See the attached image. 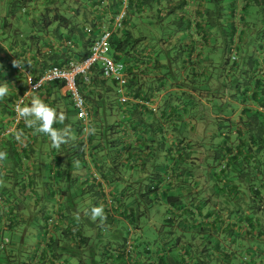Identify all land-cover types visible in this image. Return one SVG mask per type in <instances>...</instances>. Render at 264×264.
I'll use <instances>...</instances> for the list:
<instances>
[{
    "label": "crops",
    "instance_id": "crops-1",
    "mask_svg": "<svg viewBox=\"0 0 264 264\" xmlns=\"http://www.w3.org/2000/svg\"><path fill=\"white\" fill-rule=\"evenodd\" d=\"M241 6L235 3L229 19L214 0H0V87L7 89L0 130L25 90L16 63H33L38 46L43 53L45 42L57 44L49 32L56 22L46 37L29 24L44 9L70 17L83 31L70 53L75 59L104 28L140 39L127 56L137 78L128 90H139L130 104L143 113V124L133 129L131 111L98 83L89 88L88 121L77 118L57 84L28 97L23 106L39 98L63 114L53 127L66 130V139L54 146L23 119L0 138V264H264V130L242 124L249 112L264 109L227 90L247 67L232 69L217 59L227 47L233 61L250 57L255 30L253 19L240 16ZM121 9L122 26L113 28ZM26 26L41 36L37 42L22 43ZM256 72L264 74L260 65ZM216 77L224 90L216 88ZM170 196L177 203H168ZM96 206L103 219L91 216Z\"/></svg>",
    "mask_w": 264,
    "mask_h": 264
},
{
    "label": "trees",
    "instance_id": "trees-1",
    "mask_svg": "<svg viewBox=\"0 0 264 264\" xmlns=\"http://www.w3.org/2000/svg\"><path fill=\"white\" fill-rule=\"evenodd\" d=\"M222 1L223 0H214L215 5L218 6L215 10L222 17L227 16L229 19H233L234 18V10H235L234 5L236 2L240 1L242 4L241 10H240V16L242 17V19H244V18L253 19L252 30H255V32H254L255 37H254L253 43L251 45V51H250V47L247 46V48H249V51H250V52H248V54L250 55V57L248 56V60L247 61L244 60L243 62L240 61V63H239V61H232V64L230 65V68H232V69L235 67L237 69L238 68L242 69V68H240L239 65L247 67L246 69H242L240 71V76H241V73L243 71V78L240 82H239L238 78L231 80V82H232L231 86L233 88H238V89H234L232 96H234L237 93L239 95V97L259 100V102L262 103V105H261L262 109H264V74L260 76V75H257V72H256V69L259 67V65L264 70V26L261 25L262 23H264V0H226L227 3L225 4V6H223V5L221 6L220 4L222 3ZM12 4L15 7L16 2L14 1V2H12ZM8 12L10 13V12H12V10H9ZM76 12H78V11H76ZM38 16H39V18L37 19V22L34 21V19L29 21V24H31L30 25L31 28L32 29L35 28L36 30L39 29L41 32H46V30L51 26V24L53 22H56V26L49 32L53 33V35L55 36V39L57 41V44H53L52 42L51 43L45 42L46 44L44 43L42 45V49L45 48L46 51H44L43 53L40 52L39 49H41V48H40V46H38V48L35 50L36 55L34 54L33 55L34 57H32L35 60V61H33V63H31L27 60L24 61L26 66L31 68L34 75H38L45 67H47L51 64H55V65L64 64L69 58H71L70 53L73 50V46L78 45V36H82V34H83V31L78 28L77 24H74V25L72 24L70 17L63 16L61 13H59L56 10L50 11V10L44 9L40 12V14ZM4 26H6V25H4ZM33 26H35V27H33ZM228 27H231L232 30L234 29V27L232 25H228ZM120 28L121 27H118L117 29H120ZM60 29H65L66 32H62L63 30L60 31ZM224 30H226V29H224ZM29 31H31V30H29ZM45 34L46 35H44V36L46 37L47 32ZM242 34L245 36L252 35V33L249 34V33H246L245 31H243ZM40 38H41L40 35H35L33 33L30 34V32H27L24 35V37H21V41H22V43H25L26 41L29 40L30 43L31 42L33 43V41L37 42V40ZM68 41L70 42V44L67 43ZM139 41H140V39H138V38L134 39V38H131V36H129V35H122V34L118 35L114 31H112V34L110 37V45H111L113 56L116 60H120L127 65L128 84L130 81L132 83V85L137 83V78H136V76H134L135 74H134V71L132 68V64L129 63L127 56L129 55L130 50L132 48H134L138 44ZM229 47H230V45H229ZM231 48L230 49L228 47L226 48V50H227V58L225 59L226 63L231 58L229 56L230 50L231 51L233 50ZM86 54L87 53H85V55ZM242 54H244L243 56L245 57L247 52L243 50ZM85 55H83V57ZM257 55L258 56L261 55L262 60L260 58H258ZM260 62H261V64H260ZM129 67H130V70H129ZM94 83H98L101 87H104L106 93H108V94L112 93V95L114 93L115 97H113V98L115 100H117L118 103H120L118 100V97H117V93H115L116 89H115L114 84L112 82H111V85L107 83V79H105L101 76V74L99 72V68L97 65L92 68L88 82L84 81L81 78L78 79L79 89H80L81 93L84 95L86 101L90 98L89 88L91 87V84H94ZM52 84H57L59 87H61V85H62L61 83H58V82H53ZM128 84H127L128 97L133 98V99L140 97V95L138 96V93H140L138 89L136 90V91H138V93L134 89H132L133 94H132V91H131V93L129 92V90H128L129 85ZM38 92H36V93H38ZM33 94H35V93H33ZM147 95L148 94H144L143 97L148 98ZM130 98L125 103H120V104H124V108L129 109L131 111L132 115L134 116L133 119L135 121V123L134 122L131 123L132 128L136 130L137 127H139L143 124L142 115H141L143 113L141 111H139L135 105L130 104V102H131ZM25 101H24V103H25ZM15 102L12 103V106ZM24 103L22 104V107H23ZM12 106L10 107V110H9V117H10V115H12ZM118 106H119V108H121L120 105H118ZM147 112H148V114H154L155 113L151 109H150V111L148 110ZM90 113H91V111H90ZM247 120H248V123H247V121L243 120L244 122L242 121V124H244V125L246 124V126H248V128H250V129L254 128V129L259 130L261 132L264 130V111L263 110L262 111H256L253 114H251V112H249V115H247ZM218 123L219 122L214 121V125L219 129V128H221V126L219 127ZM226 126H228V125H223V127H226ZM106 127H107V129L108 128L112 129V128L118 127V124H109ZM226 138L227 139L224 138V140L223 139L221 140V143H222V141L224 142L222 144H225L226 142L229 141L228 140L229 137H226ZM212 140H215L216 144H217V145H214V147H213L215 149V150L213 149V157H214V160H218L220 152H221V150L219 149L220 144H218L219 139L214 138ZM117 142H118L117 139H112V141H111V143H113L114 145H116ZM81 148H83L82 143H78V151L81 150ZM222 169L223 168H221V170ZM156 188H157L156 184L152 185V186L148 187L147 192H145L144 194H151L153 191L156 190ZM167 200H168V203L169 202L171 203V201L173 203V200H175L174 203H177L178 197L170 196V197H168ZM179 204L182 205L181 207L186 208V207H184L185 204L180 203V202H179ZM174 206L176 208L179 207L176 205H174ZM123 246H124V250L131 251V242L130 241L123 242Z\"/></svg>",
    "mask_w": 264,
    "mask_h": 264
},
{
    "label": "built area",
    "instance_id": "built-area-1",
    "mask_svg": "<svg viewBox=\"0 0 264 264\" xmlns=\"http://www.w3.org/2000/svg\"><path fill=\"white\" fill-rule=\"evenodd\" d=\"M126 15L125 9H121L114 17L113 28L122 26ZM91 33V29H86ZM112 29H102L94 38L91 39L87 54L81 59L69 58L62 65L51 64L45 67L38 75H34L31 68L23 63H16V69L21 72L25 79V90L19 96L18 100L12 106V115L5 127L0 130V138L16 132L22 119L18 115V109L22 107L24 101L33 93L48 83H61L65 95L70 99L73 110L77 118L81 121H88L91 117L88 103L81 93L78 86V79L89 81L91 70L98 66L101 76L111 81L116 89L117 97L120 103L129 100L127 84L128 73L127 65L116 60L113 56L110 37ZM70 44V42H67ZM153 112H156V106H150Z\"/></svg>",
    "mask_w": 264,
    "mask_h": 264
},
{
    "label": "clouds",
    "instance_id": "clouds-1",
    "mask_svg": "<svg viewBox=\"0 0 264 264\" xmlns=\"http://www.w3.org/2000/svg\"><path fill=\"white\" fill-rule=\"evenodd\" d=\"M7 95V89L0 87V99ZM18 115L25 120L29 127L49 137L54 146H59L65 142L66 130H60L53 127L54 123L63 122L65 117L63 114H58L53 108L42 102L39 98H34L29 106H23L18 109ZM20 133H17V139L20 138ZM4 153L0 152V159H3ZM93 218H104V210L101 206H96L91 209Z\"/></svg>",
    "mask_w": 264,
    "mask_h": 264
},
{
    "label": "rangeland",
    "instance_id": "rangeland-1",
    "mask_svg": "<svg viewBox=\"0 0 264 264\" xmlns=\"http://www.w3.org/2000/svg\"><path fill=\"white\" fill-rule=\"evenodd\" d=\"M14 25L18 26L17 23H14ZM17 28H20V27H17ZM22 28H23V31L27 32V29H28L27 26H26V28H24V27H22ZM225 29L228 30V28H225ZM234 54H236V53H234ZM234 57H236V56L234 55ZM226 58H227V53L225 54V51L224 52L220 51L219 55L217 56V59H218V62L220 63L221 66L227 65V63H232V61H233L232 57L230 58L231 62H227V63L225 61ZM214 81H215V86H216L217 89L224 90V88H223L224 87V83H225L224 81H222L221 79H219L217 77L214 79ZM227 90H229L230 93L233 94L234 88L230 85V86H227ZM224 93L225 92H223V94ZM112 96L115 97V94L113 93ZM215 96L216 97H221L220 94H216Z\"/></svg>",
    "mask_w": 264,
    "mask_h": 264
}]
</instances>
